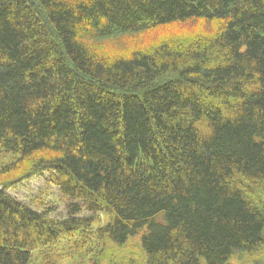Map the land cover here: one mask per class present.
<instances>
[{"label":"trees","instance_id":"obj_1","mask_svg":"<svg viewBox=\"0 0 264 264\" xmlns=\"http://www.w3.org/2000/svg\"><path fill=\"white\" fill-rule=\"evenodd\" d=\"M199 22L183 49L130 43ZM35 177L64 216L8 192ZM60 242L264 264V0H0V264H57Z\"/></svg>","mask_w":264,"mask_h":264},{"label":"rangeland","instance_id":"obj_2","mask_svg":"<svg viewBox=\"0 0 264 264\" xmlns=\"http://www.w3.org/2000/svg\"><path fill=\"white\" fill-rule=\"evenodd\" d=\"M211 27L212 29H215L216 26L215 24H213ZM202 35H204V32L202 30V22H199L196 25L173 24L150 30L147 34L138 36L136 40L138 41L137 43H134L132 41L130 43H132V47L137 46L139 48H144L150 45L151 43H154V41L158 43L173 42V45H175V47H180L181 49H183L185 48V46L183 45L190 41V39L197 40L195 38L201 37ZM184 38H186V40L183 44L182 42ZM8 192L11 196L26 203H30L33 206H37L38 202L36 201V199H42L45 205H50L54 208L55 211L52 213V216L62 217L66 213L65 198L60 195V193L54 186L49 184L48 181H46L42 177H35L29 181H25L22 184H18L14 188H10ZM105 222H107V216L99 214V221L94 224V227L104 225ZM67 245L68 244H66V242H60L57 246H55L48 252L50 258H52L53 260H57V264H82L79 263V257L68 256L64 254V250ZM130 250H133L135 251V253L138 254V249L135 247V245L132 246L131 244H129L127 248L118 250L117 253H115V257L117 255V258L120 262H125L126 260L128 262L131 257H135V254H132ZM42 256L43 255L40 250L35 251L33 257V264H39L42 259ZM136 262L138 263L139 260H137ZM100 264L113 263H109L105 259ZM114 264L117 263L114 262Z\"/></svg>","mask_w":264,"mask_h":264}]
</instances>
